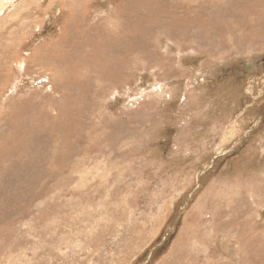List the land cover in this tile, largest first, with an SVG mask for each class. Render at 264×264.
I'll return each instance as SVG.
<instances>
[{
    "label": "rangeland",
    "instance_id": "rangeland-1",
    "mask_svg": "<svg viewBox=\"0 0 264 264\" xmlns=\"http://www.w3.org/2000/svg\"><path fill=\"white\" fill-rule=\"evenodd\" d=\"M0 264H264V0H0Z\"/></svg>",
    "mask_w": 264,
    "mask_h": 264
},
{
    "label": "bare ground",
    "instance_id": "bare-ground-1",
    "mask_svg": "<svg viewBox=\"0 0 264 264\" xmlns=\"http://www.w3.org/2000/svg\"><path fill=\"white\" fill-rule=\"evenodd\" d=\"M2 1V0H1ZM192 2V1H191ZM213 3V2H212ZM75 29V28H74Z\"/></svg>",
    "mask_w": 264,
    "mask_h": 264
}]
</instances>
